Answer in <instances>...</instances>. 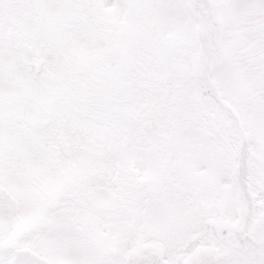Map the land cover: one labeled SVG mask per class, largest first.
Listing matches in <instances>:
<instances>
[{"label": "snow or ice", "instance_id": "1", "mask_svg": "<svg viewBox=\"0 0 264 264\" xmlns=\"http://www.w3.org/2000/svg\"><path fill=\"white\" fill-rule=\"evenodd\" d=\"M0 264H264V0H0Z\"/></svg>", "mask_w": 264, "mask_h": 264}]
</instances>
